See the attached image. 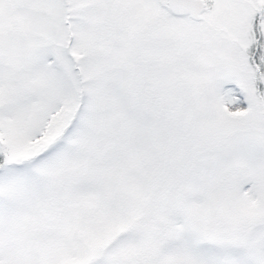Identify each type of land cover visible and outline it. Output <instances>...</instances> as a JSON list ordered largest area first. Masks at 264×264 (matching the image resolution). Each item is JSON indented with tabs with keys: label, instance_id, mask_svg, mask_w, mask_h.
<instances>
[{
	"label": "snow or ice",
	"instance_id": "1",
	"mask_svg": "<svg viewBox=\"0 0 264 264\" xmlns=\"http://www.w3.org/2000/svg\"><path fill=\"white\" fill-rule=\"evenodd\" d=\"M0 264H264V0H0Z\"/></svg>",
	"mask_w": 264,
	"mask_h": 264
}]
</instances>
